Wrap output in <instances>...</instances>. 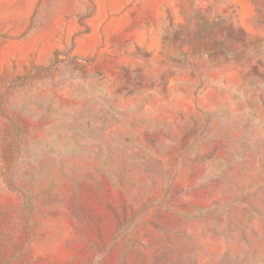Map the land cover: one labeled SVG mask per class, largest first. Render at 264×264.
Returning a JSON list of instances; mask_svg holds the SVG:
<instances>
[{"label": "rangeland", "instance_id": "obj_1", "mask_svg": "<svg viewBox=\"0 0 264 264\" xmlns=\"http://www.w3.org/2000/svg\"><path fill=\"white\" fill-rule=\"evenodd\" d=\"M0 264H264V0H0Z\"/></svg>", "mask_w": 264, "mask_h": 264}, {"label": "bare ground", "instance_id": "obj_2", "mask_svg": "<svg viewBox=\"0 0 264 264\" xmlns=\"http://www.w3.org/2000/svg\"><path fill=\"white\" fill-rule=\"evenodd\" d=\"M9 3V1H6L3 3V6H6ZM11 5V4H10ZM9 6V5H8Z\"/></svg>", "mask_w": 264, "mask_h": 264}]
</instances>
